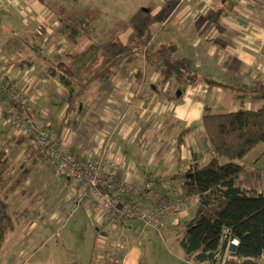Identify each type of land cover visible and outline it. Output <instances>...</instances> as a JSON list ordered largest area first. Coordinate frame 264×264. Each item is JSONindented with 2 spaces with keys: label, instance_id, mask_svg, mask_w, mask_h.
Segmentation results:
<instances>
[{
  "label": "crops",
  "instance_id": "0c3cea01",
  "mask_svg": "<svg viewBox=\"0 0 264 264\" xmlns=\"http://www.w3.org/2000/svg\"><path fill=\"white\" fill-rule=\"evenodd\" d=\"M142 1L147 7L146 16H141V12L137 9L132 10L126 16L125 30L119 33L115 43L111 44L110 40L105 42L103 45L106 48L111 46L127 48L131 35L150 38L151 43L155 45L172 41L178 45L174 56L188 57L192 61V68L210 80L245 84L247 87L257 81L262 83L241 92H231L217 84L200 81L196 84L184 85L179 94L176 93L177 84L172 78L166 82L162 81L160 72L162 65L147 64L143 54L142 58L136 56L142 61L136 66H132L127 61L130 56L117 59L110 57L104 62H93V59L92 64L88 65L86 69L87 71L92 69L91 75L85 76L84 79H80V76L75 82L86 88L80 97V92L75 93L74 84H69L68 80L64 81L63 75L65 74H60V72L67 71V78H69L68 75L71 76L70 71L75 66L73 61L79 58L80 53L82 55L87 48L85 50L81 48V52L74 50L63 53L61 50L57 54L53 53L54 48L52 50L47 48L46 57L41 59L42 63H37L36 59L40 60L37 55L42 51V48L37 49L33 46L37 35L34 36L35 32L29 27L30 24L27 25V22L20 20V17L15 19L9 11L8 5L10 4L13 9H17L18 4L13 3V0H0L1 10L9 11L7 12L9 17L16 21L13 28L20 30L26 27L30 33L32 32V36L28 38V41H22V43H19L15 38V44L22 50L19 49L16 56L9 54L8 59H0V67L10 75L8 76L15 84L16 89L23 88L31 94L29 97L34 121L50 131H56L76 155L94 157L105 141L110 142L113 146L115 144L114 150L119 156L120 162L124 157L123 163L114 169L120 180L132 184H150L148 187L144 186L137 194L129 190L119 195V201L127 203L133 199L132 196H136L144 207L149 208L172 195L183 197L182 179L178 173L188 167L176 171L177 164L187 160L189 166L192 162H198L196 158L202 159L207 152H210L209 141L205 137L206 135L204 136L205 131L201 124V117L204 113H221L237 108L257 109L264 104V0ZM113 4L115 9L116 1ZM41 6L44 7L42 4ZM94 6L98 5L94 4ZM164 8L166 12L164 18L161 21L150 22L152 16ZM40 13L43 15L46 13L51 18L48 11H40ZM82 18L88 20L86 26L90 27L91 36L93 28L90 19L87 17L80 19ZM63 19L66 18L63 17ZM66 21L68 22L67 19ZM42 22L43 19L37 21L38 24ZM45 22L47 23V21ZM64 22L62 21V25L59 26V34L55 36L56 39L53 43L65 39L69 42L68 44L71 43L74 46L82 43L79 33L75 36V42L68 40ZM43 25L45 27V24ZM36 31L40 33L39 30L36 29ZM79 32L85 39L82 31ZM46 33L50 35L52 30L48 28ZM85 41H88V44L93 43L90 37ZM103 45L102 47H104ZM99 48L101 47L95 48V53L100 55L102 51ZM120 52L118 49L114 54ZM17 57L22 58L16 61ZM69 57L74 58L67 62ZM118 59L122 60L117 61ZM46 70L50 73L45 72ZM106 70L107 72H104ZM104 82L109 90L107 99L112 104L113 110L122 108L124 101H121L120 98L127 95L126 91L133 89L131 100L138 104L141 103L144 96L147 99L146 92L153 93L156 103L161 102L162 104V114L151 115L146 121H143L141 118L143 115L137 116L138 112L136 113L131 108L128 111V116L131 114L129 118L133 121L132 127L136 134L132 135L130 131L126 132L120 126L116 133L113 131L108 133L109 135L105 139L99 138L98 134H102L97 131L104 129L102 128L103 124L97 122L99 117L96 114L99 115V113H96L98 110H96L97 105L94 100L102 98L103 92L100 89H94V86ZM61 83L70 85V90L66 92V88L62 87ZM52 84H61V87L53 90ZM137 86L143 87L144 94L143 92H134ZM65 93L68 99L67 103L64 105L62 103L61 108L56 109L52 102L53 95L61 96ZM80 102L85 103L84 109L81 112H78V109L72 111L73 105L76 104V107H79ZM129 102L131 101L129 100ZM45 106L50 108H45ZM98 107L101 108L102 105ZM127 108L129 107L127 106ZM111 116L112 118L108 117L110 124L116 123V126H119L120 122H116L117 117L114 114ZM95 121L96 128H94ZM9 124L8 121L7 126ZM185 128H190V132L183 136L178 151L177 137ZM174 130L177 131L175 141L172 137ZM8 131H10V126ZM14 133L23 136L16 140L14 146L18 158L21 153L16 149L26 150L31 146V141L19 130ZM168 133L171 136L166 135ZM94 149L97 150L94 151ZM28 152L29 149H27ZM263 158L264 154L254 162L249 161L244 164L242 172L235 181L237 186L255 190L264 195V165L261 163ZM24 162L25 164H19L17 167L25 168L31 163V160L25 159ZM14 164V160H11V166ZM169 165L173 166L172 171L162 169ZM22 187L27 190V195L21 193ZM65 192H68L66 196ZM183 198L184 206L179 211L165 217L164 231L177 225L184 227L194 217L198 197ZM63 200L64 202L72 200L77 206L82 205L86 208L87 217L96 226L97 235L94 241L96 244L93 242L92 248L88 252L90 264L140 263L139 252L141 250L137 249L140 247L139 243L131 241L130 235L127 233V230L129 231L133 227L132 221L137 218H128L123 222H117L115 216L102 209L94 197H83L78 185L59 174L49 157L39 160L24 183L12 193L9 197L8 210L11 214L16 207L24 209L28 205L31 208L37 205V210L45 211L44 214L47 218L66 217L67 210H62L59 204L61 203L59 201ZM73 211H77V208L74 207ZM12 221L14 222L13 215ZM122 226H125L126 230L119 233L117 228ZM150 227L154 229L153 226Z\"/></svg>",
  "mask_w": 264,
  "mask_h": 264
},
{
  "label": "rangeland",
  "instance_id": "374dc122",
  "mask_svg": "<svg viewBox=\"0 0 264 264\" xmlns=\"http://www.w3.org/2000/svg\"><path fill=\"white\" fill-rule=\"evenodd\" d=\"M115 1L116 5L114 9L113 3ZM13 3L18 4L17 9H13L11 4L8 5V9L13 14L14 18L18 19L20 17V20L27 22V25L30 24L29 27H31L32 31L35 32L34 36L37 35L33 46L37 49L42 48V51H40L39 55H37V57H40V60L35 58L37 63H42L41 59L46 57L45 53L47 48L51 50L54 48L53 53L56 54L61 50L63 53L74 50L81 52L82 49L85 50L87 48L85 52L82 53V55L80 53L78 56L79 58L73 61L75 66L71 69V76L68 75L69 78H67V71H63L64 69H61L63 72H60V74H65L63 75L64 81L68 80L69 84H74L76 89L75 93L78 94L80 92V97H82L86 88L79 86V84L75 82H77L80 76V79L85 78L86 73L88 72L86 70L87 66L92 64L93 59V62L107 61V58L103 52V48L105 47L103 44L109 40L111 44L115 43V39H117L116 37H118L119 33L125 30L127 19L126 16L129 15L132 10L137 9L141 12V16L144 17L146 16L145 11L147 10V7L142 0H96L95 2L94 0H43L42 2L40 0H13ZM41 4L44 7H42ZM94 4L98 6L95 7ZM99 4L103 7H101ZM5 11L1 10L0 6V52L2 51V53H0V59H8L9 54L16 56L18 51L22 50L20 46L15 44V38H17L19 43H22V41H28V38L32 36V32L30 33L26 27L21 28L20 30L13 28L15 27L16 21L9 17L10 15L7 13L9 11ZM40 11H48L51 18H49L46 13L43 15L40 13ZM62 17L66 18L68 21H75L81 17H87L90 19V24L93 28L90 39H92L91 42L93 43L88 44V41H85L80 32L79 35L82 37L81 42L83 44H75L74 46L71 43L68 44L69 42L66 39L61 42L53 43L54 39H56L55 36L59 34V26L62 25ZM39 19H43L41 24L37 23ZM45 21H47V23ZM43 24H45V27ZM20 25L22 24L20 23ZM48 28L52 30L50 35L46 33ZM36 29L39 30L40 33H37ZM102 45L104 47H102ZM98 46L101 47L99 49L102 51L100 55L95 53V50L98 48ZM21 58L17 57L16 61L21 60ZM73 58L74 57H69L66 61L69 62V60H73ZM120 60L122 59H118L117 61ZM127 61H129L132 66H136L137 63L142 62L136 56H130L127 58ZM45 72L50 73L48 70ZM104 72H107V70ZM3 73L7 76L9 75L5 72V70ZM61 84H52L51 88L56 90L61 87ZM105 84V82L102 84L98 83L96 87L94 86V89H100L103 92L102 98H97L94 100V103L97 105L96 110H98L96 113H99V115L96 114L99 117L97 122L103 124L102 128L104 129L102 131H97L102 134H98L99 138L103 137L105 139L106 136L109 135L108 133L113 131L116 133L120 126L125 129L126 132L130 131L132 135H134V133L136 134L132 127L133 121L129 118L131 114L128 116V111L131 108H133L136 113L138 112L137 116H140V114L143 115L141 117L143 121H146L151 115L162 114V104L161 102L156 103L153 93L148 94L146 92L147 99H145L146 97L144 96L141 103L138 104L131 100L133 89L126 91L127 95L120 98L121 101H124L122 108L113 110L112 104L108 102L107 99L109 90L107 88V84ZM62 85V87L66 88V92L70 90V85ZM17 91L25 93L29 98L28 105L30 108V113L32 114L31 100L29 97L31 94H29L23 88H20V90L17 89ZM134 92H143L144 94L143 87L137 86ZM53 97L54 100H52V102L56 109H60L62 103L64 105L68 101L66 93L61 96L53 95ZM43 100L45 99L43 98ZM129 100L131 102H129ZM84 105V102H80L79 107H76V104H74L72 111L78 109V112H81L84 109ZM99 105H102V107L99 108ZM235 105H238V103H235ZM127 106L129 108H127ZM168 107L169 105L167 108ZM45 108L50 107L45 106ZM85 110L87 109L85 108ZM111 114H114L115 117H117L116 122H120L119 126H116V123L114 125L110 124L109 118H112ZM8 116L9 115L3 113L0 110V150L5 151V158L11 168L10 174H13L19 164H25L24 160L28 159V154L32 148H27L29 149L28 153L27 149H16V151L18 150L21 153L17 158L14 146L16 144V140L23 136L14 133L16 130H18V128L14 122L12 123L9 121L12 119L8 118ZM8 121L10 123V131H8ZM96 126L97 124L95 121L94 128H96ZM12 135L14 136L10 138ZM166 135L171 136L169 133ZM176 136L177 131L174 130L172 135V137H174V141ZM105 143H107V141H105L103 144ZM95 150L97 149H94V151ZM263 154L264 145L263 143H258L239 161L244 165L249 161L254 162ZM206 155L207 158L205 159ZM206 155H204L202 159L196 158L197 161L200 164H205L210 157L208 152ZM117 158V164L121 165L123 163L124 157H122V162H120L119 156H117ZM11 160H14L15 162L13 166H11ZM261 163L264 165V158ZM187 167L188 161L184 160L183 162H179V165L177 164L176 171L184 170ZM162 169L166 171H172L173 166L169 165L162 167ZM67 193L68 192H65V196ZM183 197L190 198L196 196L183 195ZM59 202H61L59 203L61 205V209L67 210L68 215L66 217L57 216L56 218H47V216L44 214L45 211L40 212L37 210V205L32 208L30 205H28L24 209L16 207V209L11 212L14 222L11 230H8V232L5 234V239L0 246V264H90L88 252L91 250L92 244L95 241L97 235L96 226L90 222V218H88L86 215L87 209L82 205L77 206L72 200H68L67 202H64L63 200ZM74 207L77 208V211H73ZM114 218L117 220V222H123V220L117 216ZM112 222H114V220H112ZM132 223L133 227L129 231L127 230V233L130 235L131 241H137V243H139L138 246L140 247L137 248L138 250H141L139 252V264H207L186 260L185 252L178 240L181 236L183 226L177 225L168 228V230L160 231L157 228L151 229V227L145 225V223L139 219L132 221ZM106 228L110 229L108 227ZM117 230L119 233H123L125 232L126 227H118ZM144 232H146V234H143ZM228 252L229 249L224 256H219L218 261H216L214 264H225L226 258L228 257ZM263 259L264 255L259 258H255V260L259 262H262ZM241 260L243 259L238 261Z\"/></svg>",
  "mask_w": 264,
  "mask_h": 264
},
{
  "label": "trees",
  "instance_id": "16d2710c",
  "mask_svg": "<svg viewBox=\"0 0 264 264\" xmlns=\"http://www.w3.org/2000/svg\"><path fill=\"white\" fill-rule=\"evenodd\" d=\"M166 15L165 8L152 16L150 22L161 21ZM65 29L68 40L75 42V36L82 31L85 39L90 37L88 20L82 18L71 22L66 19ZM84 29V30H83ZM149 38L131 35L128 47H104L106 58L126 56L143 57L147 64L162 65V81L171 78L177 84L176 93L186 84L205 81L217 84L231 92H241L262 83L245 84L210 80L192 68V61L186 56H174L178 50L175 42L153 44ZM120 49V53L114 54ZM113 58V59H114ZM90 69L86 76L91 75ZM86 71V70H85ZM72 90L74 88H71ZM205 135L209 141V159L205 164L192 162L186 170L178 173L182 179L181 190L184 196L198 197L194 217L183 227L179 242L188 261L214 264L224 254L228 240L237 239L234 253L228 252L225 264L264 255V195L255 190L243 189L236 180L244 165L239 161L258 143L264 145V104L257 109L241 108L233 111L210 113L201 117ZM190 132L185 128L177 137V150H180L183 136ZM28 154L31 163L25 168L17 167L13 174L0 150V246L5 234L12 227V215L8 210L9 197L31 174L34 165L48 158L46 148L30 146ZM22 187L21 193L27 195Z\"/></svg>",
  "mask_w": 264,
  "mask_h": 264
},
{
  "label": "built area",
  "instance_id": "2783aa9c",
  "mask_svg": "<svg viewBox=\"0 0 264 264\" xmlns=\"http://www.w3.org/2000/svg\"><path fill=\"white\" fill-rule=\"evenodd\" d=\"M3 71L0 67V110L9 115L8 118L12 119L9 121L16 124L33 146L46 148L47 156L53 161L58 173L77 184L83 197H94L102 209L123 221L137 218L160 231L165 227V217L184 206L185 201L181 195L167 197L149 208L144 207L136 196H132L133 199L127 203H121L119 195L129 190L137 194L150 184H132L120 180L114 171L118 166V158L110 142L103 144L94 157H80L72 152L56 131H50L34 121L28 105L29 98L25 93L17 91L11 78ZM231 243L237 245L238 240H228L223 256Z\"/></svg>",
  "mask_w": 264,
  "mask_h": 264
},
{
  "label": "water",
  "instance_id": "95a60500",
  "mask_svg": "<svg viewBox=\"0 0 264 264\" xmlns=\"http://www.w3.org/2000/svg\"><path fill=\"white\" fill-rule=\"evenodd\" d=\"M119 207H120V206H119ZM228 249H229V252H230V253H234V251H235V249H236V244L231 243V244L229 245ZM227 264H264V259H263L262 262H259V261L255 260V259L247 258V259H243V260H241V261H237V262H235V261H230V262L227 263Z\"/></svg>",
  "mask_w": 264,
  "mask_h": 264
}]
</instances>
